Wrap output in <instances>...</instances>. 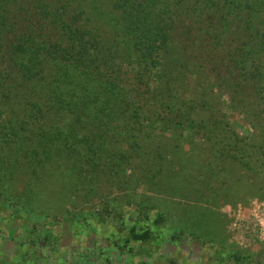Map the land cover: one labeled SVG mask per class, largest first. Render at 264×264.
Returning a JSON list of instances; mask_svg holds the SVG:
<instances>
[{"label":"trees","instance_id":"1","mask_svg":"<svg viewBox=\"0 0 264 264\" xmlns=\"http://www.w3.org/2000/svg\"><path fill=\"white\" fill-rule=\"evenodd\" d=\"M123 67L160 112L133 115ZM59 113L116 120L133 158L147 157L143 174L173 178L164 190L174 197L261 198L264 0H0L1 178L20 124ZM68 130L37 139L48 148Z\"/></svg>","mask_w":264,"mask_h":264},{"label":"rangeland","instance_id":"2","mask_svg":"<svg viewBox=\"0 0 264 264\" xmlns=\"http://www.w3.org/2000/svg\"><path fill=\"white\" fill-rule=\"evenodd\" d=\"M123 68L133 115L160 112L139 101L145 82ZM20 125L25 146L0 177V264H264V195L196 202L166 193L173 178L143 174L147 157L133 158L116 120L59 113ZM64 125L65 140L42 149L45 128ZM142 229L151 239H134Z\"/></svg>","mask_w":264,"mask_h":264}]
</instances>
